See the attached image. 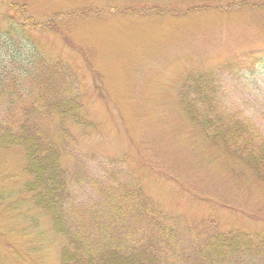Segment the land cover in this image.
<instances>
[{"label":"rangeland","instance_id":"rangeland-1","mask_svg":"<svg viewBox=\"0 0 264 264\" xmlns=\"http://www.w3.org/2000/svg\"><path fill=\"white\" fill-rule=\"evenodd\" d=\"M18 1L36 20L52 23L41 35L45 54L78 74L67 78L85 94L100 127L88 133L68 125L61 135L58 117L33 116L61 151L68 226L104 222L112 234L135 231L142 238V218L134 212L118 222L108 217L113 203L134 200L123 197L124 189L138 185L164 207L166 218H157L155 229L171 225L173 248L202 244L210 215L224 230L264 234V163L249 155L263 156L264 148V0ZM2 52L9 79L13 62ZM45 67L27 77L33 71L42 77ZM206 73L212 86L198 85L208 91L194 95L196 106L211 105L217 117L242 125L236 144L213 142L183 104L190 79ZM22 83L0 92L1 103L20 88L33 93L25 102L34 101L37 84ZM17 106L0 110V117L17 116ZM25 163L19 146L0 149V264H62L67 241L25 192L31 180Z\"/></svg>","mask_w":264,"mask_h":264},{"label":"trees","instance_id":"trees-1","mask_svg":"<svg viewBox=\"0 0 264 264\" xmlns=\"http://www.w3.org/2000/svg\"><path fill=\"white\" fill-rule=\"evenodd\" d=\"M25 3L18 0H0L1 56L9 53L13 62L11 66H14V71H10L9 79H6L7 66L4 59H0V92L11 84L22 85V81L28 78L38 87L34 92L36 98L31 103L24 100L33 93L24 94L22 88L20 95L8 92L9 96L2 102L5 105L0 101V110H12L11 107L17 104L21 110L17 116L10 111L7 117H0V149L19 146L24 150L25 170L31 176V180L25 183L24 190L34 194L37 206L52 218L54 231L66 239L61 254L62 264H264L263 233L237 227L224 230L217 226L214 215L206 219L212 228L202 244L188 245L180 250L175 245L177 250L174 249L170 245V240H174L171 225L166 224L155 229L157 218H166V211L145 192L143 186L125 188L123 197L131 194L134 200L113 203L108 209V217L113 222H118L127 211L140 216L142 219L138 221L142 226V238L135 231L124 236L112 234L104 222L93 228H86L79 223L73 228L66 224L64 193L68 186L61 163V151L57 140L48 132L49 127L43 126L33 116L41 112L43 116L46 113L58 117L55 123L58 125L57 132L61 135L66 134L68 125H75L88 133L100 127L90 115L85 94L79 87L76 88L73 80L70 83L71 79L67 78L74 75V80H77L78 74L62 58L47 57L45 54L41 35L46 30L51 31L52 23L36 20L28 14ZM39 65L46 66L44 75L40 77L33 71L27 77L30 69L33 70ZM201 82L212 86L210 74H199L191 78L186 91L181 94L191 122L204 128L213 142L222 140L226 144H236L239 132L245 130L242 125H237L231 119L217 117V111L211 105L205 109L196 106L194 95L204 97L208 91L198 86ZM29 116L34 121L27 118ZM262 154L260 156L250 150L249 155L252 162L264 163V148ZM257 162L255 170H262L263 164ZM111 191L114 190L109 189L107 192ZM148 215H153L156 219L151 218L149 221Z\"/></svg>","mask_w":264,"mask_h":264}]
</instances>
